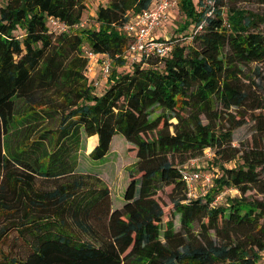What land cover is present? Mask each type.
<instances>
[{"label":"trees","instance_id":"trees-1","mask_svg":"<svg viewBox=\"0 0 264 264\" xmlns=\"http://www.w3.org/2000/svg\"><path fill=\"white\" fill-rule=\"evenodd\" d=\"M3 1L0 245L16 233L25 248L0 252V264H264V114L253 117L257 139L240 148L232 136L246 122L231 112L252 101L246 67L264 62V16L222 0H176L181 22L169 38L153 36L171 45L168 55L133 60L123 28L153 0L99 2L88 26V0ZM50 18L68 30L56 32ZM84 47L110 60L100 95L84 75ZM118 134L135 152L119 207L109 187L38 190L36 179L75 174L87 139L98 161ZM205 150L211 181L189 198L182 172ZM168 187L166 213L157 195ZM226 189L239 196L218 204ZM252 190L263 198H245ZM97 206L104 236L81 218Z\"/></svg>","mask_w":264,"mask_h":264},{"label":"rangeland","instance_id":"rangeland-1","mask_svg":"<svg viewBox=\"0 0 264 264\" xmlns=\"http://www.w3.org/2000/svg\"><path fill=\"white\" fill-rule=\"evenodd\" d=\"M101 2L103 5L108 3V0H88L86 2V10L83 14L82 22L85 26L91 25L94 23V15L97 4ZM4 1L0 0V5H3ZM223 9H227L228 7H237L244 10H249L252 12H256L264 16V0H222ZM181 16L178 12V8L176 5L170 9L168 12L166 19L162 22V29L164 33L161 32L158 34L160 38H169L171 33L174 30V27L177 26L178 23L181 22ZM167 21V22H166ZM261 28H264V25H261ZM167 30V31H166ZM175 31V30H174ZM255 68H259V72L256 73ZM249 77L251 78L249 83V88L251 89V102H249L240 112L235 109H231L232 114L236 119H239L240 115H244V121L246 122L242 127L236 129L232 136V144L236 147H242V145L252 144L253 139H257L258 134H256V124L253 121V117L258 114H264V62L261 63H253L246 67ZM97 72V71H96ZM95 80L98 81L99 85L96 87V93L99 95L103 93L105 86L101 80V77L98 73H96ZM262 106L260 109L251 110L252 106ZM87 141L84 142L83 149L78 154V168L74 175L63 177L60 179H36V186L38 190L41 192L50 191L55 189L57 186L61 184H70L73 182H82L84 192L89 193L90 190L94 192H98V189H103L109 187L108 192L112 194L111 201L114 207H119L122 203H124L123 195L125 189L129 183V172L132 171V167L127 168L135 163V159L130 156V153L135 155V152H128L127 148L134 147L132 144L125 141V139L121 135H115L112 138V142L110 144V149L108 154L101 160L93 161L87 157ZM190 159L186 166L192 163ZM213 151L205 150L201 156L198 157V164L200 166V174L201 177L198 179L196 183V192H202L207 189V183L205 180V175L210 176L212 173L211 167L213 166ZM211 181V180H210ZM171 189L165 188L163 191L159 192L157 195V199L163 205L166 213L170 212V201H169V193ZM239 196V193L234 189H226L221 195L218 204L225 202L227 197L233 198ZM245 198L248 200L252 199H262L263 195L259 194L255 190L247 192ZM99 211V212H97ZM93 212L95 214H93ZM91 210L90 213L85 215H81L82 221L91 226L94 229V232L98 235H106L107 234V221L106 217L101 216L99 207H95V209ZM171 213L168 214V217ZM69 220V218H68ZM70 226L74 227V223L69 220ZM175 222V230L178 231L180 228L178 217H174ZM75 228V227H74ZM197 226L195 225V229ZM74 231L78 234V236L82 237V239L92 240V236H88L86 234H81L78 229H74ZM24 244L20 241L19 237H17L16 233H12L8 240L0 245V252L2 253H12V255H18L23 251ZM1 259V258H0Z\"/></svg>","mask_w":264,"mask_h":264},{"label":"built area","instance_id":"built-area-1","mask_svg":"<svg viewBox=\"0 0 264 264\" xmlns=\"http://www.w3.org/2000/svg\"><path fill=\"white\" fill-rule=\"evenodd\" d=\"M176 5V0H153V6L149 10L135 16L128 22L123 30L131 37L128 52L130 57L135 60L142 55H156L159 57H166L171 50V45L165 41H158L153 39V32L166 19L167 13ZM49 25L56 32H65L68 30L64 24L57 19L50 18ZM80 26H84L81 22ZM83 56L87 60L84 75L94 85L98 86V81L95 80L96 73L104 81L107 79L110 72V60L105 55L93 53L87 47L83 48ZM97 71V72H96ZM198 159L192 160L189 166H186V171L182 172L188 188L187 196L189 198L196 196V183L201 177L198 164ZM191 169H198L197 171H190ZM207 183L210 182V176H203Z\"/></svg>","mask_w":264,"mask_h":264},{"label":"crops","instance_id":"crops-1","mask_svg":"<svg viewBox=\"0 0 264 264\" xmlns=\"http://www.w3.org/2000/svg\"><path fill=\"white\" fill-rule=\"evenodd\" d=\"M166 31H167V30H166ZM160 32H161L162 34L164 33V30L162 29V24H161V25H160V26H159V27L153 32V36L156 37V38H158V34H159ZM102 82H103V81H102ZM93 137H94V136H93ZM91 138H92V137H91ZM95 144H96V143H95ZM95 144H94V146H95ZM94 146H93V147H94Z\"/></svg>","mask_w":264,"mask_h":264}]
</instances>
